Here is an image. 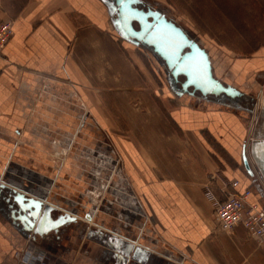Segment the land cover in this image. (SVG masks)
<instances>
[{
    "label": "crops",
    "instance_id": "1",
    "mask_svg": "<svg viewBox=\"0 0 264 264\" xmlns=\"http://www.w3.org/2000/svg\"><path fill=\"white\" fill-rule=\"evenodd\" d=\"M5 12L15 24L0 57V264H31L23 256L40 257L39 264H264V247L242 226L217 230L208 195L211 188L224 198L221 189L237 179L236 191L249 189V201L264 206V178L249 149L253 139L264 138V103L253 111L264 79V47L234 61L228 76L213 65L244 96L207 100L169 88L174 95L166 97L167 108L161 88L146 86L143 56L115 34L101 0H0V18ZM252 76L253 86H243ZM250 97L253 112L246 109ZM80 105L88 110L79 117L66 109ZM114 106L123 107L124 121L148 125L147 136L123 139L117 147L132 204H115L110 196L106 211L88 222L50 229L61 202L85 204L82 179L64 178L74 186L61 188V136L75 126V138L88 144L94 131L85 129L87 120L107 129ZM163 106L173 131L163 125ZM245 146L253 177L243 164ZM13 189L55 203L58 210L45 221L48 233L27 230L8 201ZM143 213L150 223L141 235ZM136 249L142 261L133 259Z\"/></svg>",
    "mask_w": 264,
    "mask_h": 264
},
{
    "label": "rangeland",
    "instance_id": "2",
    "mask_svg": "<svg viewBox=\"0 0 264 264\" xmlns=\"http://www.w3.org/2000/svg\"><path fill=\"white\" fill-rule=\"evenodd\" d=\"M148 1L163 7L172 19L177 21L192 37L197 39L210 53L213 65L216 67L214 69L224 70V76L229 75L230 65H232L234 61L241 58H252L257 52L262 51V48L264 47V0ZM6 14L12 16L8 12L3 13L2 16ZM114 31L115 34L118 35L115 29ZM138 52L140 57L141 55L143 56L141 57L142 59H140L145 63L147 75L145 79L149 84L146 86L151 87L149 90H153L154 87L161 88L163 102L169 104L166 97L174 94L169 89L165 69H160L156 64L155 59L152 57H149L141 51ZM251 78H253V76L243 81V86H253L254 81L252 82L250 80ZM259 87V94L263 104L264 79L263 81H260ZM67 108H70L71 110H73V108L76 109L75 115L78 117L82 115L80 112L88 110L84 105L66 107V109ZM98 108L105 110L106 107L100 106ZM112 108L114 120L109 121V127H107V129H109L108 132L111 134V138L106 136V133L104 132V130H107L105 129V125L102 127L98 123L96 124L94 120H87L86 123L85 129H92L94 131V133H92L93 137L90 138L91 140L88 144L79 143L81 142L80 137H78V139L75 138V126L70 129L71 131H67L61 136V188L64 189L62 183L65 182L66 179H71L72 177L82 179V195L85 196V204L87 207L89 206V208L95 211L99 209L97 213H103V210L106 211V202L109 201L112 196H114L115 204H132L129 202L130 197H128V195H131L132 193L128 191L124 182L125 173H123L120 164L117 168H112L109 161L111 157L109 156V152L105 150V143H110L113 147V153L111 156L116 157L121 163V154L117 148L122 144L121 141L123 139L135 138V136L140 138L144 135H148L147 123L145 125L144 123L138 124L132 121H124L122 119L123 107H109L111 111ZM162 108L163 113L166 116L163 118V125L166 127L165 129L172 131L175 130L174 125L171 123V120H169L168 109L164 106ZM77 124L79 125V123ZM101 133L104 134V136H101ZM75 145L77 149H74ZM93 149L100 151L98 157H93ZM57 160L60 162V158ZM109 182L110 185H108ZM57 185L59 186L60 184ZM65 190L68 189L65 188ZM85 211L86 210L81 206L82 215ZM141 219L145 225V231L143 234L148 233L147 228L149 227L148 223H150V221L144 213L143 218ZM86 220L87 219L84 216L79 218V221L85 223ZM151 229H154V227L151 226ZM15 256L17 258L20 256L19 251L15 253Z\"/></svg>",
    "mask_w": 264,
    "mask_h": 264
},
{
    "label": "water",
    "instance_id": "3",
    "mask_svg": "<svg viewBox=\"0 0 264 264\" xmlns=\"http://www.w3.org/2000/svg\"><path fill=\"white\" fill-rule=\"evenodd\" d=\"M101 1L106 6L114 29L121 38L135 46H152L159 54L165 65L170 87L177 95L189 94L220 101L244 96V93L236 86L223 82L215 75L208 50L183 26L169 18L166 11L140 9L137 5L142 3V0ZM115 13L117 16H114ZM133 22L140 25L138 30L134 28ZM249 149L264 178V138L253 139ZM248 153L245 146L243 164L247 173L253 177L255 172ZM1 188L5 189L6 186L1 185ZM9 198L8 201L11 200V205L17 206L21 214L19 219L27 223L28 231L34 230V234L40 236L50 231L45 226V221L54 211L58 210L54 202L45 203L41 198H27L16 189L10 191ZM61 207L67 206L61 203ZM82 216L87 220L92 218L86 213ZM56 219L52 222L50 229L58 230L62 226L78 221L77 217L68 213H61ZM137 253L142 252L136 249L133 259L142 261L137 257ZM145 255L149 254L145 253Z\"/></svg>",
    "mask_w": 264,
    "mask_h": 264
},
{
    "label": "built area",
    "instance_id": "4",
    "mask_svg": "<svg viewBox=\"0 0 264 264\" xmlns=\"http://www.w3.org/2000/svg\"><path fill=\"white\" fill-rule=\"evenodd\" d=\"M14 24L15 19L12 16L6 14L0 18V57L3 55L5 46L8 44L14 34ZM261 104V98H258L254 105L253 111L258 112ZM112 153L113 149L109 151V156L111 157L109 159L110 165H112V168H117V166L120 164V160L116 159V157H112ZM99 155V150H96L95 153H93V157H98ZM110 182L108 185H110ZM238 186L239 181L237 179L226 183L221 189L224 198L219 197L214 192V190L208 188L209 199L213 205L217 220V230L231 233L236 227L242 226L259 246L264 247V206L261 207L257 204H251L248 201L250 190L246 189L242 192H238L236 191ZM67 202L68 203H63V205L67 207H61V212L75 216L77 219L81 218V206L72 208L69 204V200H67ZM69 206L72 208L70 211L67 209ZM82 207L86 210L84 214H89L91 217L96 215L99 210L98 209L95 211L89 208V206L87 207L86 204L82 205ZM140 223L141 224L138 223L137 226L139 228L140 234L142 235L145 231V225L143 220H141ZM26 257L27 256L22 257L26 263L39 264L38 262L42 261L40 257H27L28 259Z\"/></svg>",
    "mask_w": 264,
    "mask_h": 264
},
{
    "label": "flooded vegetation",
    "instance_id": "5",
    "mask_svg": "<svg viewBox=\"0 0 264 264\" xmlns=\"http://www.w3.org/2000/svg\"><path fill=\"white\" fill-rule=\"evenodd\" d=\"M137 7H139L140 9H143L145 11H147L149 9H152V10L158 9V10H164L165 11V9L163 7H160L156 3L150 2L148 0H142V3L138 4ZM114 16H117V13H115ZM168 17L171 18L169 15H168ZM149 19L151 20V18H149ZM110 21L112 23V19L111 18H110ZM175 22L179 25V23L177 21H175ZM112 26H113V23H112ZM133 26L137 30L140 28V25L137 22H133ZM121 39H123V38H121ZM123 40L126 41L125 39H123ZM127 43H129L132 47L136 48L138 51H141L142 53H144V54L148 55L149 57H152L153 59H155V62L160 67V69H162V70L165 69V65L163 64V60L161 59V57L159 56V54L154 51V49H153L152 46H148V45H146V46H142V45L135 46L134 44H132V43H130L128 41H127ZM167 83L169 85V88H171L170 87V82L168 81V75H167ZM189 96H191V95H189ZM192 97H196V96H192ZM246 101H247V103H246L247 104L246 105V109L250 112L251 109H252V106L254 105L255 100L252 99V97H250V99H246L245 102Z\"/></svg>",
    "mask_w": 264,
    "mask_h": 264
},
{
    "label": "bare ground",
    "instance_id": "6",
    "mask_svg": "<svg viewBox=\"0 0 264 264\" xmlns=\"http://www.w3.org/2000/svg\"><path fill=\"white\" fill-rule=\"evenodd\" d=\"M73 180H70V181H68V180H65V182H63V184H65L66 186H67V188H70V187H73L74 185H73ZM249 196H250V194H249ZM249 196H248V201H249ZM250 202V201H249ZM251 203V202H250ZM251 204H255V203H251ZM258 205V204H257ZM103 208V207H102Z\"/></svg>",
    "mask_w": 264,
    "mask_h": 264
}]
</instances>
